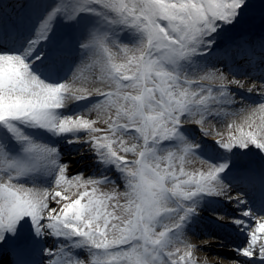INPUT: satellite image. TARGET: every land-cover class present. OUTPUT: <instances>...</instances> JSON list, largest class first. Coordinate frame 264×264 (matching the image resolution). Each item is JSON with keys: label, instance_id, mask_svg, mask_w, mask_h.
Here are the masks:
<instances>
[{"label": "snow or ice", "instance_id": "6c2138e0", "mask_svg": "<svg viewBox=\"0 0 264 264\" xmlns=\"http://www.w3.org/2000/svg\"><path fill=\"white\" fill-rule=\"evenodd\" d=\"M209 258L264 264V0H0V264Z\"/></svg>", "mask_w": 264, "mask_h": 264}, {"label": "bare ground", "instance_id": "6f19581e", "mask_svg": "<svg viewBox=\"0 0 264 264\" xmlns=\"http://www.w3.org/2000/svg\"><path fill=\"white\" fill-rule=\"evenodd\" d=\"M70 159H71V160H74L75 157H71ZM70 166H71V165H70ZM77 167H79V166H77ZM86 174H87V173H86ZM217 251H219V250H217ZM200 256H201V259H204L205 254L201 253ZM209 264H215V261H214L213 258H209Z\"/></svg>", "mask_w": 264, "mask_h": 264}, {"label": "rangeland", "instance_id": "374dc122", "mask_svg": "<svg viewBox=\"0 0 264 264\" xmlns=\"http://www.w3.org/2000/svg\"><path fill=\"white\" fill-rule=\"evenodd\" d=\"M191 167H192V169H196V168H199L200 165H199L198 162H194V163L191 165ZM105 190H107V189H105ZM219 251H224V250H219Z\"/></svg>", "mask_w": 264, "mask_h": 264}]
</instances>
